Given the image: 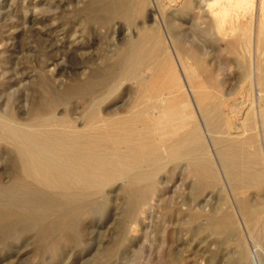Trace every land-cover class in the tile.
Wrapping results in <instances>:
<instances>
[{
	"label": "bare ground",
	"instance_id": "bare-ground-1",
	"mask_svg": "<svg viewBox=\"0 0 264 264\" xmlns=\"http://www.w3.org/2000/svg\"><path fill=\"white\" fill-rule=\"evenodd\" d=\"M82 7L85 23L111 35L114 47L86 72L64 58L50 62V75L81 80L50 92L44 110L20 119L0 108V143L11 151L6 162L15 170L0 187L3 237L32 228L46 239L77 207L118 184L133 213L148 203L159 174L171 163L185 164L197 181L195 209H207L219 182L264 198V0H245L235 35L223 41L198 31L190 0H92ZM48 8L53 16L62 7L53 2ZM255 12L258 31L238 34V24ZM70 29L57 41L64 44ZM81 33H73L68 50L87 57L77 41ZM246 46V57L236 54ZM213 52L235 71L215 67ZM230 73L239 75L241 85L226 88ZM237 96L251 101L236 113L226 101ZM72 100L83 101L85 109L67 113ZM61 106L65 109L57 114ZM178 112L185 118L175 129L161 124ZM235 207L248 226L259 218L252 206ZM208 216L207 231L231 232L233 215L210 209ZM249 239L257 249L264 247V229L251 228Z\"/></svg>",
	"mask_w": 264,
	"mask_h": 264
},
{
	"label": "rangeland",
	"instance_id": "rangeland-1",
	"mask_svg": "<svg viewBox=\"0 0 264 264\" xmlns=\"http://www.w3.org/2000/svg\"><path fill=\"white\" fill-rule=\"evenodd\" d=\"M90 1L0 0L1 110L20 119L37 109L44 110L50 92L64 90L81 80L80 76L66 73L50 75L47 72L50 62L59 63L64 58L72 68L81 67L86 72L114 47L111 35L85 23L86 17L80 12L82 5ZM53 2L62 8L50 16L52 10L48 7ZM257 16L255 12L253 19L248 17L238 24V34L254 35L258 31ZM64 29H70L71 33L61 44L57 37ZM75 31L83 32L77 41L87 57L69 53ZM249 51V46L237 48L236 54L246 57ZM213 54L215 67L235 71L216 52ZM239 81L242 83L238 74L230 73L226 88L241 85ZM250 101L247 96H237L228 98L226 103L237 113L245 111ZM85 107L83 101L72 100L67 113ZM64 109L65 106L58 107L57 114ZM184 118L182 113H174L161 124L175 129ZM181 127L178 132L183 131ZM10 156L11 151L0 143V187L10 183L15 171L7 163ZM185 169L183 163H171L159 174L148 203L138 206L133 213L127 203L129 196L123 193V185L118 184L108 188L106 195L92 196L88 204L77 207L74 215L59 222L61 230L46 239H41L32 228L9 239L0 233V264H264L263 252L249 239L251 228L264 229V198L253 189L234 191L227 183L219 182L207 209H195L199 195L197 181ZM237 202L252 206L259 218L249 226L243 223L236 217ZM210 209L233 215L231 232L213 234L206 230ZM62 226H66V231L63 232Z\"/></svg>",
	"mask_w": 264,
	"mask_h": 264
},
{
	"label": "clouds",
	"instance_id": "clouds-1",
	"mask_svg": "<svg viewBox=\"0 0 264 264\" xmlns=\"http://www.w3.org/2000/svg\"><path fill=\"white\" fill-rule=\"evenodd\" d=\"M190 3L189 9L196 17L195 24L199 25L198 31L214 35L221 41L235 35L233 29L245 0H190ZM257 247L264 251V247Z\"/></svg>",
	"mask_w": 264,
	"mask_h": 264
}]
</instances>
